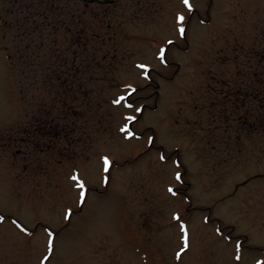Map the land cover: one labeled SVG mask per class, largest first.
<instances>
[{
  "label": "rangeland",
  "instance_id": "374dc122",
  "mask_svg": "<svg viewBox=\"0 0 264 264\" xmlns=\"http://www.w3.org/2000/svg\"><path fill=\"white\" fill-rule=\"evenodd\" d=\"M55 1L0 0V264H264V0Z\"/></svg>",
  "mask_w": 264,
  "mask_h": 264
},
{
  "label": "trees",
  "instance_id": "16d2710c",
  "mask_svg": "<svg viewBox=\"0 0 264 264\" xmlns=\"http://www.w3.org/2000/svg\"><path fill=\"white\" fill-rule=\"evenodd\" d=\"M11 2L13 3L14 9H15V10L13 9V12L16 13L15 22L18 24L19 28L21 29V33L19 34V40H17V43H19V44H20V42H22V43L25 42L23 40L25 36H32L33 34H35L37 32H40V33L42 32L41 30H39L40 27H42L40 20H46L48 18V15H51V12L46 13V16H43L44 13H41L40 11L37 10L40 7V5L44 4V6H49V5H53V4L57 3L55 0H11ZM9 10L6 9V12L10 13ZM49 19H51V17ZM28 24H30V26L32 25V30H30V31L28 29ZM25 25H27V27H25ZM54 43H55V41L51 42V48L55 46ZM28 48H30V44L26 45V47H24V50H26ZM19 55L20 54H18V56ZM49 57H50L49 61H51V60L56 61L57 60V57L53 56L52 54H50ZM20 59L22 62V57H20ZM23 63H25L24 60H23ZM33 66H36V64ZM53 67H54V63H53ZM51 69H53V68H51ZM23 77H24V70L21 69L20 73H19V80H20L21 84L23 83ZM60 91H62V89ZM66 92H68V91H66ZM260 98H262V96L261 97L256 96L255 99H256V101H260ZM263 108H257L258 116L256 118L258 120H256V121L261 120V118L263 116L262 115V111L264 110Z\"/></svg>",
  "mask_w": 264,
  "mask_h": 264
},
{
  "label": "snow or ice",
  "instance_id": "6c2138e0",
  "mask_svg": "<svg viewBox=\"0 0 264 264\" xmlns=\"http://www.w3.org/2000/svg\"><path fill=\"white\" fill-rule=\"evenodd\" d=\"M183 2L191 10V5L189 4V0H183ZM178 19H179V22L181 24H183L185 18L183 16H180ZM180 33H181L182 36L185 35V29L183 27L180 28ZM169 43H171V41H169ZM159 58L161 59L162 63H166L165 50H163V49L161 50ZM139 67L144 68L146 72L148 71L146 69V66L140 65ZM123 99L124 98H121V100H123ZM116 103H120V100L116 101ZM124 130L127 131V129H124ZM150 143H151V140H150ZM161 159L163 160V159H165V157L161 156ZM104 164H105V169L104 170H105V172H107L108 169H109V166H110V162L108 161L107 158H104ZM175 178H176L177 181H181L182 180V176H181V174L179 172L176 173V177ZM72 179L73 180H78V178L75 177V176H73ZM78 187L81 189V203H83L84 199H85V193L83 191L84 188H85V185H84L83 182H79L78 181ZM169 192L172 193L173 195L176 194L174 192V190L171 189V188H169ZM70 215H71V212L69 211V213H68V215H66L65 219H69ZM175 218H178V217H175ZM2 219L3 218L0 217V221H2ZM49 236L51 237V233L49 234ZM188 247H189V237H188L187 231H185L184 232V248L187 249ZM240 248H241V245L237 244V251L238 252H239ZM48 249H49V253H51L52 250H53V242H52L51 238L48 241ZM236 258H237V260H239L240 259L239 255H237ZM47 259H48V257H45V260H47Z\"/></svg>",
  "mask_w": 264,
  "mask_h": 264
},
{
  "label": "flooded vegetation",
  "instance_id": "af4514ba",
  "mask_svg": "<svg viewBox=\"0 0 264 264\" xmlns=\"http://www.w3.org/2000/svg\"><path fill=\"white\" fill-rule=\"evenodd\" d=\"M28 134V133H27ZM10 146H12V136L11 135H5V137H0V150H7L10 148ZM9 173L8 171H6L5 173L3 171H0V192L5 190V189H8L9 191V196H11L12 194V181L9 180V182L5 184V187L4 185L2 184V177L6 174ZM0 217H2L5 221H9L12 219V217L10 215H8L7 213H5L4 211L2 212L0 210ZM2 219V220H3Z\"/></svg>",
  "mask_w": 264,
  "mask_h": 264
},
{
  "label": "water",
  "instance_id": "95a60500",
  "mask_svg": "<svg viewBox=\"0 0 264 264\" xmlns=\"http://www.w3.org/2000/svg\"><path fill=\"white\" fill-rule=\"evenodd\" d=\"M85 3L113 4L118 0H79Z\"/></svg>",
  "mask_w": 264,
  "mask_h": 264
},
{
  "label": "bare ground",
  "instance_id": "6f19581e",
  "mask_svg": "<svg viewBox=\"0 0 264 264\" xmlns=\"http://www.w3.org/2000/svg\"><path fill=\"white\" fill-rule=\"evenodd\" d=\"M70 219H71V216H70ZM70 219H69V220H70Z\"/></svg>",
  "mask_w": 264,
  "mask_h": 264
}]
</instances>
